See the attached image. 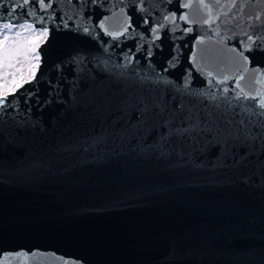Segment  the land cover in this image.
Returning <instances> with one entry per match:
<instances>
[{"label":"water","instance_id":"water-1","mask_svg":"<svg viewBox=\"0 0 264 264\" xmlns=\"http://www.w3.org/2000/svg\"><path fill=\"white\" fill-rule=\"evenodd\" d=\"M22 3L0 0V21ZM201 3L211 7L210 23H204L209 9ZM30 7L17 8L13 19L51 15L45 22L56 29L59 17L71 15L70 25L82 23L92 35L57 29L41 46V82L18 90L22 106L29 88L41 103L29 101L38 127L16 130L14 141L0 136V259L26 251L37 252L34 264L67 258L82 264H264V178L252 168H214L215 161L205 166L195 156L160 159L142 152L136 139L117 135L82 147L121 117L115 111L119 86L105 63L119 72L128 53L130 70L154 67L172 82L173 94L187 79L189 89L217 93V102L233 98L237 111L241 104L258 108L259 97L234 98L237 81L250 97L264 93V51L245 52L248 63L236 53L248 36L264 42V0H51L47 12L37 4L36 17H25ZM165 16L176 20L165 22ZM129 18L132 27L117 40L98 28L104 21L108 31L121 32ZM149 41L158 45L151 67ZM74 49L87 56L86 69L65 64L58 80L55 63ZM224 76L230 79L217 85Z\"/></svg>","mask_w":264,"mask_h":264},{"label":"snow or ice","instance_id":"snow-or-ice-1","mask_svg":"<svg viewBox=\"0 0 264 264\" xmlns=\"http://www.w3.org/2000/svg\"><path fill=\"white\" fill-rule=\"evenodd\" d=\"M95 2L96 0H89V3ZM37 4L39 10L47 12L51 7V0H23L22 4L7 12L9 17L7 22H0L2 23L0 136L10 138L12 141L16 138L14 135L16 130L23 132L29 127H38V124L32 121V109L29 104L33 97H36L37 105L41 103L38 92L33 91L32 88L25 89L23 106L17 93L26 84L38 86L41 82L44 75L41 46L51 42V37L57 29L67 30L73 36H79L81 33L92 35L90 28L82 23L70 25L69 21L73 20L71 15L59 17L61 23L56 29H50L45 22V19L52 21L51 15L47 18L40 17L38 20L24 19L23 22L18 17L13 19L16 9L25 8V6L31 7L27 8L23 15L36 17ZM184 7L188 8L191 5L185 4ZM200 7L209 9V20H205L204 23H210L211 7L204 3H201ZM230 7H235V4ZM179 19L187 20L188 17L180 16ZM175 20L176 16L164 17L165 22ZM37 24L40 25L39 28ZM164 26L161 23L158 28H151L150 31L155 35ZM131 27L130 18L126 21L123 31L117 33L108 31L104 21L98 24V28L104 29L113 40L124 36ZM172 30L175 31V27ZM155 38L159 39V36L156 35ZM143 40L144 38L141 37V41ZM247 41L244 43L243 50L236 53L244 63L249 61L245 52L264 51V42L254 41L252 36H248ZM198 43L202 44L203 40ZM157 46L149 41L145 59L148 60L150 67L149 58L153 55L152 48ZM136 50L143 51V48L138 47ZM125 55L127 62L116 66L121 69L119 72L112 73L105 63V69L116 78L119 86L120 97L115 111L120 112L121 117L113 121L109 127H101L97 134L89 138L82 145L84 151L103 143L108 136L117 135L121 141L136 139L142 152L155 154L160 159L172 156L180 160H184L185 157L195 156L197 159L203 157L201 163L205 166L215 161L212 165L214 168H252L261 178H264V93L257 90L256 97H250L243 88H240L237 81L236 87L239 91L235 93L236 101L256 100L259 97L258 108L255 104H241L239 111L235 110L237 105L231 103L233 98L225 97L227 104L225 101L217 102V93L189 89L187 79L184 87L177 86L173 94L170 90L172 82L157 69L151 67L150 71L143 72L130 70L128 68V64L132 63L130 53ZM87 59V56L75 49L61 58L54 65L58 80L62 78L65 64L72 67L74 71L79 68L83 72L86 69ZM176 59L177 57L174 56L169 61V67L174 66L173 61ZM195 59L193 54V60ZM132 71H135V75L131 74ZM167 71L168 68L163 69V72ZM207 76L214 79L211 71L207 73ZM229 79V76H224L221 80H215V83L225 84ZM48 83L54 89L59 88L58 83L53 85L51 80ZM209 85H212V79L209 80ZM223 91L228 93L229 89L225 87ZM106 102L109 105L113 103L112 100ZM213 153H215L214 156ZM192 162L195 163V161ZM36 257L37 252L29 254L26 251H18L14 255L0 259V264H34L33 258ZM70 262L82 264V261L76 258L63 259L61 264H70Z\"/></svg>","mask_w":264,"mask_h":264},{"label":"rangeland","instance_id":"rangeland-1","mask_svg":"<svg viewBox=\"0 0 264 264\" xmlns=\"http://www.w3.org/2000/svg\"><path fill=\"white\" fill-rule=\"evenodd\" d=\"M0 22H2V21H0ZM3 22H5V21H3ZM0 31H2V23H0ZM0 39H2V35H0Z\"/></svg>","mask_w":264,"mask_h":264}]
</instances>
